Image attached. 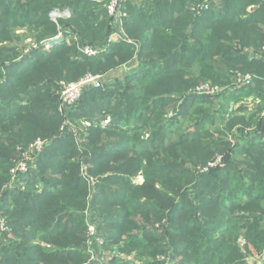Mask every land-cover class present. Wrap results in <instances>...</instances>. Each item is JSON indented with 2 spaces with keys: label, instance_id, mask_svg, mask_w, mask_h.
Wrapping results in <instances>:
<instances>
[{
  "label": "trees",
  "instance_id": "1",
  "mask_svg": "<svg viewBox=\"0 0 264 264\" xmlns=\"http://www.w3.org/2000/svg\"><path fill=\"white\" fill-rule=\"evenodd\" d=\"M128 2L124 31L133 43L121 40L109 44L98 56L88 57L65 41L47 48V42L58 34L49 12L56 7L70 8L72 18L61 24L79 33L83 43L99 45L112 27L106 10L93 15L98 3L0 0V187L17 159L18 145L50 137L64 124L59 109L60 81H78L89 72L105 74L136 61L123 91L117 90V78L104 87L108 94L100 92L101 88L92 89L75 107H81V117L91 120L111 116L105 127L90 130V141L84 145L91 149L83 148L80 153L92 155L93 159H86L92 175L103 177L114 171L112 177L102 179L121 181H117L115 192L105 195L100 189L97 195L100 210L107 214V225H98L103 238L100 245L135 252V258L147 264L149 258H154L150 264H161L156 258L161 253L179 258L181 264H257V259L249 260L264 253V119L257 112L251 124H241L242 119L234 113L229 119L225 116L232 99L251 95L255 88L230 92L226 104L216 111V118L229 122L227 127H236V132L219 130L231 144L217 139L207 127L209 112L202 116L199 107L188 112L190 104L214 103L215 97L191 95L179 107L174 106L177 98L172 94L188 95L204 81L232 85L234 71L250 72L255 78L260 75L258 87L263 94L264 62L248 56L247 50L258 52L264 45V0H217L201 14L191 10L201 0ZM146 58L155 61V71L141 67ZM171 110L177 114L168 119ZM180 115L197 121L181 125ZM179 130L176 140L167 138ZM236 135L243 139L241 143ZM96 138L99 142L92 143ZM109 138L116 143H110ZM50 146L51 154L43 160L42 153L38 163L50 170L45 179L57 182V190L46 189L37 193L39 196L30 191L14 194L17 203L12 207V228L16 231L12 238L21 237L23 242L15 241L12 259L6 255L4 262L85 264L89 260L83 215L88 188L79 173L82 165L70 160L79 152L69 144ZM218 154L223 156L222 163L201 171ZM139 172L144 182L136 185L132 177ZM31 176L35 178L37 172ZM177 192L184 194V199L172 205L171 194ZM73 208L77 213H67L46 231L49 218ZM107 227L110 230L101 231ZM39 233L42 241L60 250L46 251L43 245L31 243ZM240 236L245 244H240Z\"/></svg>",
  "mask_w": 264,
  "mask_h": 264
},
{
  "label": "rangeland",
  "instance_id": "2",
  "mask_svg": "<svg viewBox=\"0 0 264 264\" xmlns=\"http://www.w3.org/2000/svg\"><path fill=\"white\" fill-rule=\"evenodd\" d=\"M67 2H77V0H66ZM98 8H96V12H92L93 15L97 14ZM93 17V16H91ZM116 30V29H115ZM57 39V38H54ZM65 38H61V42L62 40ZM60 42V43H61ZM51 46V45H50ZM148 61V62H147ZM142 65L141 67H143L145 70L148 69L149 71H153L156 68V63L152 58H146L144 60H142ZM140 63V64H141ZM147 63V65H146ZM117 69L114 70L115 73H117ZM155 71V70H154ZM113 73V72H112ZM133 73V72H131ZM104 74V73H103ZM131 75V74H128ZM107 76V75H106ZM113 77V76H112ZM110 77V78H112ZM118 77V76H117ZM117 77H115V79H117ZM150 77V76H149ZM113 79V80H115ZM120 80L115 81V83L117 84V86H119L117 88L118 92L120 93V91H123L124 89V84L127 82H130L131 79L130 78H118ZM106 85H109L106 84ZM105 85V86H106ZM105 86L100 87L101 91H106V93L108 94L109 91L107 90V88H104ZM99 88V89H100ZM112 96H115L114 94V90L113 92H111ZM99 97V95L97 96ZM106 98V97H105ZM84 103V102H83ZM78 110V111H77ZM74 109V111L77 112H68V116H64V114L62 113V115L64 116V124L60 125V128L58 129L59 131H55L50 137L44 138L47 141V146L42 154V158L44 160V158L48 157V155L51 154V152L49 151L52 146L50 145H54L55 148H60L63 144L67 145L69 144L72 148L75 147L76 150L79 152L78 153H74L71 157L70 160L72 161H79V163L82 165V170H79V173L84 176V187L86 186L88 188V190H86V194L84 195V197H86V207L85 210L83 212L84 218L87 217V215L92 216L94 218V225L96 226V235L92 238V244H88V249H89V253H90V257L89 260L85 263V264H124L121 260L123 259L124 261L129 260L130 258H128L127 256L120 254V252L114 248L111 247V245L106 244L105 246L100 245L103 244V238L102 235L100 237V235L98 234V232L100 231V227L101 225L98 227L99 223L101 222L102 224L105 223L106 224V213H102V211L100 210L101 207L99 208L100 205V201H96V199L98 198L97 195H99V190L103 189L105 195L108 193H112L115 192V187H117L119 184L117 181H120L119 179H111V181H105L102 178H91V180H87V178H85V174L86 173V169L87 167V163H86V159L88 157L92 158V155L90 153L81 156L80 153L83 151V148L86 149H91L90 147H88V145H84V143H86L87 141H90L88 139V133H90L92 128H97V127H105L108 122L107 120H103L102 118H100V121H96V120H91L87 117H81L80 113H81V107L79 109ZM70 113V114H69ZM76 113L75 118L73 117V115ZM89 123V124H88ZM93 125H92V124ZM181 125H189L190 123H184L181 121L180 123ZM84 128V129H83ZM181 134V130L176 131L173 136L170 134H167V138H173L176 140V138ZM104 134L101 135V140L103 141L104 139ZM67 137L68 140H64ZM92 143H98L99 139H91ZM58 153V152H57ZM58 155V154H57ZM96 160H98L99 157H94ZM49 171L50 170H46L44 167V164L42 162L38 163L36 168L32 169L30 171L29 175H26L24 177L21 178V180L17 183H13L12 184V178L9 175L7 177V180L3 182V185L0 187V264H12V260L11 262H4L6 259V255L10 256L12 259V245L16 246L15 241L18 240L19 242L16 243H22V239L21 237H15L12 238V231H16L14 228H12V207H14V204L17 203V200H13L14 194H20L21 192L24 191H30L31 193L33 192L34 194L32 196H39L37 193H42V191L44 190H53L56 189L57 190V182L52 183V182H47V180L45 179L47 176H49ZM37 172V176L35 178H33L31 175H34ZM41 172V173H40ZM50 177H48L49 179ZM139 180H141L139 178ZM121 182V181H120ZM53 185V186H52ZM55 185V186H54ZM61 187V186H60ZM99 187V189H98ZM173 198L170 202H172V205H175V203H179L180 199H184V194H181V192H177V193H173L171 194ZM48 198L45 197V202L47 203ZM55 204V203H54ZM102 204V203H101ZM18 210V208H17ZM77 210L71 209L68 212H59L57 214H54L53 218H49V228L46 229V231L50 230L51 228L56 226V220L59 219L61 220L62 217H67L66 215H69L67 213H73L76 212ZM77 213V212H76ZM116 215V214H114ZM44 219V218H42ZM66 221V220H65ZM98 221V224H97ZM110 230L108 227L104 230L102 229L101 231H108ZM17 231H23V230H17ZM38 231H42L39 230ZM41 233V232H40ZM36 237L35 240H32L31 243L33 244H41L44 247H46V251H51L50 249H54V250H60L59 248H56L55 246H52L51 244L47 243V241H42V236ZM42 235V234H41ZM40 237V238H39ZM14 241V242H13ZM22 241V242H21ZM88 243V241H87ZM98 245H100L98 247ZM103 246V247H102ZM20 249V248H19ZM49 249V250H48ZM134 254V253H132ZM135 258V254L133 256ZM162 258H166V255L163 254ZM3 259V261H2ZM139 262H142L141 264H146L145 261H141L138 260ZM254 262H257V264H264V254L261 256V259H257ZM132 264H139L136 260L134 262H132Z\"/></svg>",
  "mask_w": 264,
  "mask_h": 264
},
{
  "label": "built area",
  "instance_id": "3",
  "mask_svg": "<svg viewBox=\"0 0 264 264\" xmlns=\"http://www.w3.org/2000/svg\"><path fill=\"white\" fill-rule=\"evenodd\" d=\"M94 2H100L102 0H92ZM126 0H107L105 3V10L111 17V27L115 24H119L121 32L116 33L114 36L119 40H126L133 43V40L128 37L125 31L122 32L123 18L127 17L128 13L124 10V3ZM217 0H201V2L193 4L191 10L196 14H201L209 10L213 3ZM50 19L58 26V34L54 37L57 39L67 38L66 33L68 32L62 27V20H69L72 18V10L70 8H53L49 12ZM119 22H115V20ZM74 36V35H73ZM56 39V40H57ZM50 46V42H47ZM108 44L91 45L83 42L78 43V48L82 54L88 57H95L106 51ZM247 55L259 59L264 62V45L260 48L258 52L249 50ZM127 70V68H125ZM234 82L232 85H220L213 83L211 81L200 82L189 90L190 95L206 96V97H218L226 95L236 91L240 87H252L255 83V76L250 72L234 71L233 74ZM105 85V76L100 73L89 72L85 74L81 79L74 82H67L65 80L59 83V98H60V111L64 116H68V112H72L75 107L79 104L82 96L95 88H100ZM260 102L261 105L258 108V115L260 119H264V100L261 102L259 99H255ZM243 102V101H240ZM235 103L232 102V106ZM177 114V111L171 110L167 114V118L171 119ZM233 111L228 109L225 114L226 118L229 119ZM108 122V120H107ZM89 124V123H88ZM47 146L46 139L37 138L31 142L27 147L20 149V155L14 162L10 169V176L12 178V184L17 183L22 177L26 176L32 169L36 168L40 155L43 153ZM223 161V156L218 154L216 157L209 161L207 165L201 168V171H207L210 168L220 165ZM88 232V244H92V238L96 235V226L92 223L87 225Z\"/></svg>",
  "mask_w": 264,
  "mask_h": 264
},
{
  "label": "crops",
  "instance_id": "4",
  "mask_svg": "<svg viewBox=\"0 0 264 264\" xmlns=\"http://www.w3.org/2000/svg\"><path fill=\"white\" fill-rule=\"evenodd\" d=\"M106 1L107 0H102V1H100V2H95V3H98L99 4V6H98V10H105V3H106ZM129 0H126L125 1V3H124V10H125V7H128V5L130 4V2H128ZM135 3L138 1V0H133ZM101 5V6H100ZM127 11V10H126ZM115 22H119V20H115ZM62 27L65 29V30H67L68 32L66 33V35H67V38L66 39H63L62 40V42H67V44L68 45H74V46H77L78 47V43L81 41V42H85L84 40L82 41V38L80 37V35H79V33H77L76 31H74L73 29H72V27H70V26H65V25H62ZM124 27H125V18H123V27H122V32L124 31ZM116 29V30H115ZM58 31H59V28H58ZM118 32H121V28H119V24L117 25V24H115L114 25V27H112V31L110 32V34H109V37L106 39V41H104L103 43H101V44H117L118 42H121V40H119V39H117L114 35L116 34V33H118ZM74 35V36H73ZM53 40H56V39H54V38H51L48 42H51V41H53ZM61 41H59V42H56V43H54L53 45H51V46H54V45H56V44H58V43H60ZM26 43H29V44H31L32 42H31V40H27L26 41ZM47 45V44H46ZM36 46V45H35ZM48 47H50V46H48L47 45V48ZM247 52H249V50H247ZM130 63H128V64H124V65H122V66H119L118 68H115V69H117L118 71H117V73H115L114 72V70L115 69H113V70H111L110 72H107V73H105V74H103L104 76H105V85L106 84H111V83H113L116 79H115V77H117V78H121V79H123V78H127V76H128V74H130L135 68H136V66H137V62L136 61H129ZM125 68H127V70L125 69ZM113 72V73H112ZM107 75V76H106ZM256 75V74H255ZM113 76V77H112ZM110 77H112V78H110ZM113 79H115V80H113ZM258 79H262V77L259 75V76H257L256 75V78H255V83H254V85H253V87L255 88L251 93H249V94H251V95H246V96H243L242 98H240V99H232L231 101H230V103H229V105H228V109H231L232 111H233V113H234V116H237V118H241L242 120H241V122H239V123H246V124H251L252 123V117L255 115V114H257V111H258V108L260 107V105H261V103L260 102H258V101H256L255 99H259L261 102H263V100H264V97H263V95H264V91H263V94H262V91L260 90V88L258 87ZM104 85V86H105ZM258 88V89H257ZM234 92V91H233ZM187 93H175V94H172V96H174V97H176L177 98V102H176V104L174 105V106H181V103L187 98V97H189V96H191L189 93H188V95H186ZM227 94H229V93H226V95ZM225 94L224 95H222V96H218V97H215V98H213V99H215L214 100V103H206V104H203V103H201V104H190L189 105V107H188V112L190 111V112H192V111H194V110H196L197 111V109H198V107L200 108V112H201V115H202V112H204V114L206 115V113L207 112H209L210 114H209V119H208V122L206 123V125H207V127H209L210 129H211V131H212V133H214L215 134V137L217 138V139H219L220 137L221 138H223L222 137V135L223 134H220L219 133V130H221V131H223L224 132V130H226L227 132H236V127H234L233 129H230L229 127H227L228 126V124H229V122H228V124L227 123H224V122H222V121H220L218 118H216V115L217 116H219V112H217V114H216V111H217V109H219V107L220 106H222V105H225L226 104V101H225V99H226V96ZM226 96V97H225ZM240 101H243V102H240ZM232 102L233 103H235V105L234 106H232ZM189 103H192V101H189ZM187 112V113H188ZM195 113V112H194ZM249 113V114H248ZM203 116V115H202ZM187 118V119H186ZM186 119V120H185ZM214 119V124L213 123H211V121ZM108 121H110L111 120V116H109L108 117V119H107ZM181 121L183 122V124L186 122V123H190V124H194L196 121H197V118L196 117H194L192 120H190V117L189 116H183V115H180V120H179V123H181ZM178 122V121H177ZM178 124V123H177ZM237 126L239 125V124H236ZM235 125V126H236ZM252 126V125H251ZM84 129V128H83ZM226 132V133H227ZM229 135H233V134H229ZM149 136V134H146L145 135V137H148ZM172 136H173V134H172ZM237 136V135H236ZM240 136V135H239ZM239 136H237L238 138H237V141H238V143H241L242 142V140H241V138H239ZM227 138V137H226ZM224 139V138H223ZM109 140L110 141H112V142H110V143H116L115 141H114V138H109ZM225 140V139H224ZM230 140V139H229ZM233 140L236 142V138L235 137H233ZM225 141H228V140H225ZM229 142V141H228ZM230 143V142H229ZM231 144V143H230ZM111 145V144H110ZM24 147H27V146H22V145H18L17 146V151H18V153H17V157L16 158H18L19 157V155H20V149H22V148H24ZM139 148H141V146H138ZM125 151V150H124ZM121 152H123V151H121ZM17 160V159H16ZM85 174H88V175H85V178H87V180H91V178H107V177H112V175H114V174H116L114 171H112V172H108L105 176H94V175H92L90 172H89V170L88 169H86V173ZM84 175V174H83ZM139 178L141 179V180H139ZM132 180H133V182L136 184V185H141L143 182H144V175L142 174V172H139L136 176H133L132 177ZM85 220H86V223H87V225L89 224V223H92V224H94V218L92 217V216H90L89 217V215H87V217H85ZM242 232H244L245 231V229H242L241 230ZM98 234L99 235H101V232L99 231L98 232ZM101 237V236H100ZM140 237H142L141 235H140ZM239 242H240V244H245V239L242 237V236H240V238H239ZM116 248V247H115ZM134 254H135V252H133ZM120 254H123V255H125V256H127L128 258H130L129 259V261H132V262H134L135 260L139 263V264H141L142 262H139L138 260L139 259H136V258H134L133 256H134V254H128V253H126V252H120ZM163 254H165V253H163ZM162 253L161 254H158V256L156 257L157 258V260L161 263H164V264H181L180 263V259L179 258H177V257H173L171 254H165L166 255V258H162V255H163ZM264 254V253H263ZM262 254V255H263ZM262 255H260L258 258H253V257H251L250 258V262L251 263H253V261L255 260V259H261V256ZM150 260H153L152 258H149ZM150 260L148 261V263L150 264ZM161 263V264H162ZM147 264V263H146Z\"/></svg>",
  "mask_w": 264,
  "mask_h": 264
},
{
  "label": "water",
  "instance_id": "5",
  "mask_svg": "<svg viewBox=\"0 0 264 264\" xmlns=\"http://www.w3.org/2000/svg\"><path fill=\"white\" fill-rule=\"evenodd\" d=\"M59 41H61V39L53 40L50 42V44L53 45L54 43L59 42Z\"/></svg>",
  "mask_w": 264,
  "mask_h": 264
}]
</instances>
